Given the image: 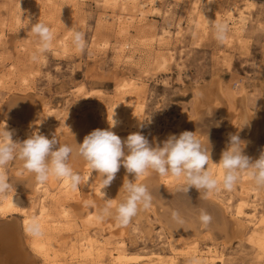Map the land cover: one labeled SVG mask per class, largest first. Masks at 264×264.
Segmentation results:
<instances>
[{
	"label": "rangeland",
	"instance_id": "rangeland-1",
	"mask_svg": "<svg viewBox=\"0 0 264 264\" xmlns=\"http://www.w3.org/2000/svg\"><path fill=\"white\" fill-rule=\"evenodd\" d=\"M142 1L147 5L142 7ZM122 13L133 17L125 32H120L116 18ZM209 21L228 25L223 43L216 40ZM37 22L50 28L53 41L51 49L33 61L40 40L30 29ZM73 30L84 33L83 53L72 44ZM215 78L223 90L229 85L243 98L235 118L222 113L221 103L215 104L211 94L208 97ZM261 103L264 0H0V129L6 126L13 131V141L18 143L33 133L55 136L60 144L73 148L68 163L77 172L87 163L78 155L77 144L95 129H108L114 116L119 120L112 131L120 138L141 132L153 147L165 134L195 133L206 140L205 148L211 146L208 170L218 178V159L228 147L229 134L240 136L244 154L252 161L264 151V139L259 138L264 137V121L255 124L247 117L260 114ZM83 121L89 129L79 137ZM21 162L15 159L5 166L12 187L0 195V205L5 197H21L23 203L0 210V223L17 220L35 264H51L31 250L24 234L22 210L37 214L42 192L36 188L35 175ZM249 171L239 173L231 191L219 184V190L211 192L194 187L186 192L183 177L162 179L150 173L135 178L125 169L119 170L104 195L100 194L103 178L95 172V180L82 178L77 190L69 192H64L61 180L50 178L45 183L50 194L43 235L54 241L59 257L85 233L94 236L103 244L101 254L93 259L96 264H111L110 250L123 256L121 264H171V246L186 248L196 238L201 250L217 247L224 262L217 264H264V252L249 240L254 229L264 231V187L254 183ZM121 179L144 184L152 196L151 206L140 209L126 227L115 219V208L126 194L118 183ZM244 180L248 182L242 188ZM252 187L256 194L249 191ZM240 201L249 203L247 212L256 207L258 227L242 217L233 229ZM108 203L113 214L101 218V209ZM201 210L212 216L206 228L199 221ZM173 211L179 212L182 225L172 219ZM154 253L168 260L156 261ZM8 254L0 248V264H12L14 256ZM139 254L145 257L129 259ZM189 260L179 256L175 264H189Z\"/></svg>",
	"mask_w": 264,
	"mask_h": 264
},
{
	"label": "clouds",
	"instance_id": "clouds-1",
	"mask_svg": "<svg viewBox=\"0 0 264 264\" xmlns=\"http://www.w3.org/2000/svg\"><path fill=\"white\" fill-rule=\"evenodd\" d=\"M209 24L215 29L216 40L223 43L227 38L228 25L210 21ZM30 30L38 35L40 40L37 53L31 57L33 61H38L39 54L51 49L53 32L43 22L32 24ZM71 40L77 52L83 53L86 50L83 32L73 30ZM109 125L108 129L93 130L84 137L81 144H77L78 155L87 162L92 171H96L103 178V189L110 186L121 166L127 173L134 174L135 178L147 174L149 170L162 177L169 175L178 179L183 177L187 185L184 189L186 192L191 187L198 191L211 192L219 190V184H222L225 190L231 191L239 179V173L246 170H250L249 175L258 187H264V151L258 159L252 161L244 154L245 144L237 134H229L228 147L222 152L218 163L222 169V175L217 178L208 170L211 160L209 150L191 131H184L179 136L169 135L162 146L153 147L141 132L129 134L122 141L112 131L117 126L114 116ZM144 126L142 124L141 128ZM12 137L13 131L8 130L6 126L0 129V195L6 194L12 187L5 172V166L15 159L22 161L23 169L35 175L38 184L42 185L50 178H55L62 180L72 189L80 185L81 175L74 172L68 163L73 153L72 147L60 144L55 136L49 139L39 133H33L21 143L14 142ZM122 188L126 196L115 208V219L119 226L126 227L141 208L148 209L151 206L152 196L142 183L127 180ZM112 214V206L108 203L101 209L100 217L104 218ZM172 219L178 224L184 223L177 211L172 212ZM199 221L206 228L211 223L212 216L201 210ZM25 231L32 236L43 234L41 224L36 218L27 224ZM189 264H201V262L192 258Z\"/></svg>",
	"mask_w": 264,
	"mask_h": 264
},
{
	"label": "bare ground",
	"instance_id": "bare-ground-1",
	"mask_svg": "<svg viewBox=\"0 0 264 264\" xmlns=\"http://www.w3.org/2000/svg\"><path fill=\"white\" fill-rule=\"evenodd\" d=\"M146 5H147L146 1H142L141 2V6L142 7H144ZM210 6L211 5H209V7ZM143 12H144L143 9H139V13L140 14H143ZM116 18H117V21H118V23L120 24V27H121L120 28V32H125L126 31L125 27L133 19V17L130 14H127V13H122L120 15H117ZM204 21H206V20H204ZM220 84H221V82H219L218 78H215L214 81H213V84L209 87L207 95L209 97V94H211L216 99L215 104H219V102L221 103V107H222L221 111H222V113H224L225 115H231V116H233L235 118V116L237 114L236 113L237 106H238V104L242 103L243 98H240L239 96H237L235 94V92H232L231 91V86H229L228 84H227L228 88L226 90H223L222 89L223 87H221ZM239 88L241 89V87H239ZM261 104H262V106H264V103H261ZM262 109H263L262 112H261L262 115H261V113L258 114V115L257 114L255 115L256 112H254L253 115L247 114V117L250 120H252V122L254 121L255 124H257L258 122H261V121L263 123L264 119L262 120V117L264 118V107ZM38 116L36 117V121H34V124L38 122ZM111 119H112V116H111ZM118 120L116 119V121H118ZM84 122L85 121H83L80 124L79 128H78L79 132H77V133H78L79 137L81 136L80 135L81 133H83L84 131L86 132V130L89 129V125L87 123L85 124ZM76 126H77V124H76ZM256 132H257V128L254 127L253 134L255 136H256ZM169 135L170 134H165V135H163L161 137L160 141L158 142L159 146L163 145V142L169 137ZM62 137H63V135H62ZM126 138H127L126 136H121L122 141L125 140ZM259 138L264 139L263 136H261ZM66 142L64 141L62 143H66ZM201 142H203V141H201ZM202 144H206V140H205V143L203 142ZM57 146H59V145H57ZM209 148H211V146ZM72 156H74L73 153L70 155V158ZM220 159L221 158L218 159V163L220 162ZM21 163H23V162H21ZM122 169H125V168L123 166H121L120 170H122ZM246 171H248V170H246ZM74 172H77V170H74ZM94 172L97 173L96 171H92L89 168V166L87 165V163H86L84 165V167L82 168V170L80 172H77V173L81 174V176H82V178L84 180L91 181V180H95L93 178V176H96ZM150 173L154 177L158 176V178L160 177L162 179H165L164 178L165 176L162 177V176L158 175L157 173H155V172H153L151 170H149V172L147 174L143 175V176H147ZM218 174H219V176L222 175V169L219 167V165H218ZM242 174L244 175V173H242ZM131 176L135 177L134 174H129V177H131ZM143 176H141V177H143ZM244 177H245V175H244ZM113 181L115 182V179ZM246 182H248V181L244 180L241 183L242 188L247 186V185L244 184ZM118 183L123 187L124 180L121 179V181H119ZM101 185L103 186L102 182H101ZM60 186L62 187L64 192H66V191L69 192L68 190H70V189L71 190H77V188L72 189V188L68 187L62 180H61ZM110 186H112V185H110ZM36 188L40 189V191L42 192V196H41V198L39 200V204L40 205L38 207L39 208L38 213L37 214H33V211H31V210L28 211L25 208L22 210V215H23L22 226H23L24 234H26L29 237L28 238V243H29V246H30L31 250L35 254H37L39 256H42V258H44L46 261L50 262L51 264H63L62 260L73 261L75 264H96V263H93V259H95L94 257H97V256H99L101 254L100 248L103 246V244H101L102 241L96 240V238H94V236H92V235H87L85 233L83 235V237L78 242H76V243H74V242L72 243L71 242V246L69 248H67L66 252L61 254V257H62L61 258V257H59L60 253L55 250V245L56 244L54 243V241H52L47 236L45 237L43 234L41 236H32L31 234H28L25 231L27 224L33 218H36L37 220H39V222L41 224V228H42V233H44L45 232L44 230H46V226H45V223H44L46 217L48 216V206H47L46 198L49 196V194H50L49 192L50 191H49V188L47 187V185L45 183L42 184V185L36 183ZM106 190H107V187L104 188L102 191H100V194L104 195L105 193H107ZM251 190H253L252 192L256 194L257 189L252 187L249 191H251ZM124 196H126V194ZM14 202L15 203H23V199L21 197H16L15 200H12V199H9L8 197H5L4 200H3V204L0 205L1 212L7 211V208L11 207L12 204H14ZM228 203H231V199H228ZM249 206H250L249 203H246L244 201H240L238 203V205H236L235 217H237V218L235 219L236 221L233 222L234 225H235V227L233 228L234 230L237 228V225L240 222L239 218H242V217L246 218V220L248 222V225H251L254 228L258 227L259 224L256 221L257 215H256V212H255L256 211V207L255 206L253 207L252 212H247L246 210L249 208ZM112 209H113V207H112ZM90 215L93 216L94 213H91ZM95 216H96V218L98 220L100 219L99 215H95ZM10 219H12V218H10ZM15 221H17V220H15ZM15 221L14 220H10V221L4 222L2 224L0 223V248H2V247L6 248L7 252L10 254V255L8 254V256H11V257L14 256L13 259H10L12 261V264H35L34 257L30 253V251H28L25 248L26 246L24 247V243H23V239L24 238L22 237L21 233L19 234V232H20L19 226L17 225V223ZM18 235H19V238L16 239L15 237L18 236ZM197 240H198L197 238L193 239V242L191 241V243H190L192 245H187L186 248H184V245H180V244L171 246L172 255L169 256V259H170L169 263H171V264L174 263L175 264V262L179 258V256H182V257H185V256L187 257L188 256L191 259L192 258H196L201 263H204V264H217L219 262H221V263L223 262L222 255H220L218 253V251L216 249L217 247L216 248L215 247H208L207 250H201L199 248L200 244H198ZM249 240L253 244H255L256 246H258V249L260 250V252H264V231L263 232H258V231H256L254 229L253 232H252V235L249 238ZM114 253L115 252H113L112 250L108 251V255H109V258L111 260V264H121L120 262H121L123 256L120 255V254L115 255ZM153 255H155L156 261H159L161 263H163V262L165 263L166 260H168V259L163 260V256L160 255V254L154 253ZM143 257H145V256L139 254V255H135V257H130L129 256V259H134L135 258L134 260H136V259H141ZM260 258H261V256H260ZM152 262L154 263L155 261H152Z\"/></svg>",
	"mask_w": 264,
	"mask_h": 264
},
{
	"label": "water",
	"instance_id": "water-1",
	"mask_svg": "<svg viewBox=\"0 0 264 264\" xmlns=\"http://www.w3.org/2000/svg\"><path fill=\"white\" fill-rule=\"evenodd\" d=\"M2 224V223H1Z\"/></svg>",
	"mask_w": 264,
	"mask_h": 264
}]
</instances>
